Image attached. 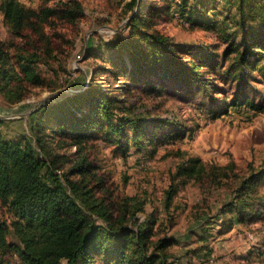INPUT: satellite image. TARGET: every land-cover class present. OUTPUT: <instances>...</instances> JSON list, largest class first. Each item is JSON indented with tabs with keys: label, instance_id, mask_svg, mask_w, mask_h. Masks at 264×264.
Instances as JSON below:
<instances>
[{
	"label": "rangeland",
	"instance_id": "rangeland-1",
	"mask_svg": "<svg viewBox=\"0 0 264 264\" xmlns=\"http://www.w3.org/2000/svg\"><path fill=\"white\" fill-rule=\"evenodd\" d=\"M18 1L44 14L38 20L41 32L28 28L22 37L15 36L0 12V45L12 61L24 50H37L41 60L34 69L41 80L35 86L23 83L15 93L0 89V135L10 140L30 137L42 105L65 103L66 109L76 105L67 100L89 84L125 97L135 116L151 121V139L135 140L129 130L128 138L118 136L102 120L89 127L79 147L56 137L51 148L71 162L84 157L95 167L86 183L96 197L106 196L118 208L142 203L134 219L137 224L129 226L135 229L153 218L148 251L155 250L158 239L174 241L166 248V264H264V213L253 222L231 225L219 215L244 177L264 171V50L255 49L254 58L262 62L253 69L238 70L234 54H226L230 43L237 45L244 33L251 39L250 32L255 31L249 21L237 24L236 0H136L133 7L132 0ZM74 2L82 5L81 17L68 21L56 13ZM140 2L162 7L163 14H154L147 28L165 36L182 61L199 59L192 48L216 55L217 65L200 71L208 90L200 82L180 86L179 77L153 73L150 78L160 85L159 95L138 88L122 93L120 87L128 80L110 72L114 67L109 59L116 61V55H106L103 47L118 34L127 35L126 24ZM241 93L253 108L225 106ZM194 160L198 172L176 178V193L166 208L172 175ZM70 164L58 173H65ZM258 193L264 194V185ZM10 220L0 206V222ZM7 240L14 241L12 234ZM6 255L3 264H20L16 256Z\"/></svg>",
	"mask_w": 264,
	"mask_h": 264
},
{
	"label": "trees",
	"instance_id": "trees-1",
	"mask_svg": "<svg viewBox=\"0 0 264 264\" xmlns=\"http://www.w3.org/2000/svg\"><path fill=\"white\" fill-rule=\"evenodd\" d=\"M135 3L136 0H132L131 6ZM140 3L139 10L126 24L127 35L118 34L103 47L106 55H116V61L109 59L114 67L110 72L128 80L120 87L122 93L138 88L152 96L159 95L160 85L150 78L153 73L179 77L177 84L180 86L200 82L202 88L208 90L200 71L203 66L215 67L216 55L206 50L195 52L192 48L199 59L182 61L165 36L147 28L154 14H163L162 7H145ZM236 5L237 24L241 26L249 21L255 25V31L250 32L251 39L244 33L237 45L230 43L226 54H234L233 63L238 70L253 69L262 62L254 58L255 49L264 50V0H236ZM0 12L15 36L22 37L28 28L34 34L41 32L38 22L44 16L41 11L26 8L18 0H1ZM56 13L72 21L82 16L83 8L74 2V5L59 7ZM24 52L18 53L12 61L0 45L2 91L15 93L23 83L35 86L40 82L34 69L41 60L39 52L34 49ZM124 98L89 84L83 92L67 100L68 104L76 101V105L67 109L65 103L42 105L37 111L39 118L31 124L30 137L10 140L0 135V206L11 219L9 224L0 222V264L4 263L6 254L16 256L20 264H62L64 259L67 264H166L169 256L166 248L174 241L158 239L155 250L148 251L155 224L153 218L135 229L129 226V222L137 224L134 219L142 203L137 201L131 207L121 204L118 208L110 199L105 200L106 196L96 197L86 183L95 167L84 157L71 162L50 145L58 137L60 141L68 140L71 146L79 147L80 140L88 136L89 127L102 120L107 121L118 136L128 138L130 131L135 140L151 139L152 129L148 131L151 121L135 116L130 111L132 104ZM241 105L249 109L255 106L244 93L225 104ZM113 118L116 124L112 123ZM67 162L71 163L70 167L61 175L58 172ZM189 165L179 166L172 175V183L165 193L166 208L170 207L176 193V178L198 172V161ZM73 175L80 179L74 180ZM263 185L264 171L244 177L232 200L219 213L223 221L231 225L260 219L264 213V194L260 195L258 189ZM258 205L259 210L256 209ZM93 217L100 221L99 224ZM9 234L14 241L7 240Z\"/></svg>",
	"mask_w": 264,
	"mask_h": 264
},
{
	"label": "clouds",
	"instance_id": "clouds-1",
	"mask_svg": "<svg viewBox=\"0 0 264 264\" xmlns=\"http://www.w3.org/2000/svg\"><path fill=\"white\" fill-rule=\"evenodd\" d=\"M62 264H67V260L66 259L62 260Z\"/></svg>",
	"mask_w": 264,
	"mask_h": 264
}]
</instances>
